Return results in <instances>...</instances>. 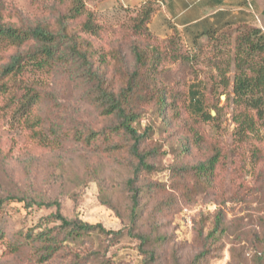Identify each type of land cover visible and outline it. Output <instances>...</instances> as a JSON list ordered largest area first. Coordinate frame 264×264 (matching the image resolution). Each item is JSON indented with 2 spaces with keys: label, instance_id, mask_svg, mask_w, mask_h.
Here are the masks:
<instances>
[{
  "label": "trees",
  "instance_id": "1",
  "mask_svg": "<svg viewBox=\"0 0 264 264\" xmlns=\"http://www.w3.org/2000/svg\"><path fill=\"white\" fill-rule=\"evenodd\" d=\"M133 7L136 8L130 26L107 41L101 24L84 0H54L50 13L33 24L10 20L0 0V120L19 128L30 145L45 151L61 149L67 142L77 143L123 164L128 171L125 184L132 229L145 213L146 204L158 195L161 198L156 206L161 207L165 202V206H171L178 203L174 196L188 197L212 188L214 183H223L218 175L225 164V157L217 146L206 152V141L195 122L196 118L212 119L203 107L199 85L190 86L188 102L181 106L180 94L160 82L158 68L167 59L168 52L149 28L158 3L145 1ZM169 35L172 59L179 56L188 59L183 54L176 56L179 50L175 48L178 46L175 40L182 34L171 29ZM216 35L234 38L230 61L234 70L231 101L236 112L232 120L234 140L240 146L249 139L259 138L264 124V32L237 25L190 34L194 43L199 38ZM122 45L133 57L131 68L126 66ZM62 73L79 82L84 101L101 119L100 125L60 127L56 118L60 105L52 90V80ZM223 82L226 88L224 78ZM214 107L218 112V107ZM181 109L195 118L193 123L186 124V119H181ZM147 112L157 115L167 127L178 122L183 128L181 134L184 133L179 141L181 153L189 156L197 151L201 157L192 163L180 162L173 166L168 185L149 179L157 171L152 161L159 155V147L150 139L151 129L140 124ZM262 140L249 146L255 164L264 155ZM8 202L23 203L25 199L13 195L0 198V214ZM43 204L27 201L23 206L31 212L32 206ZM53 204V213L40 217L26 230L11 234L13 239L6 243L8 232L3 226L4 217L0 218V245L13 254L29 250L36 263L45 264L65 251L92 242L93 238L112 234L99 223L66 218L60 212L59 203ZM258 226L263 232L252 233V238L259 248L256 256L262 263L264 223ZM224 232L220 213L206 235L207 245L187 264H206L210 246ZM138 236L141 244H148L150 239ZM144 251L148 260L156 261V249ZM74 262L78 264L77 259Z\"/></svg>",
  "mask_w": 264,
  "mask_h": 264
},
{
  "label": "rangeland",
  "instance_id": "2",
  "mask_svg": "<svg viewBox=\"0 0 264 264\" xmlns=\"http://www.w3.org/2000/svg\"><path fill=\"white\" fill-rule=\"evenodd\" d=\"M1 1L10 20L33 24L50 13L54 0ZM84 1L101 24L107 41L125 31L135 14L136 7L121 6L116 0ZM162 30L156 25L151 28L168 52L158 68L160 82L180 94L181 106L188 102L190 86L199 85L205 111H213L215 115L209 121L195 120L181 109V119H186V124L193 120L198 123L208 147L206 152L213 146L221 150L225 164L218 176L223 183H214L212 188L188 197L174 196L178 203L171 206H165L166 202L156 206L161 198L158 195L146 204L145 213L132 229L125 184L128 171L123 164L77 143L67 142L61 149L45 151L30 145L19 128L0 120V198L13 195L24 198L25 202L45 204L32 206L31 212L24 208L25 202L5 204L0 214L8 232L5 243L13 239L11 234L26 230L40 217L53 213V203L58 202L66 218L99 223L116 235L93 238L92 242L65 251L45 264H73L76 259L78 264H187L207 245L206 235L221 213L225 232L210 246L206 264H264V261L259 263L256 256L259 248L252 238V233L263 232L258 224L264 223V155L255 164L249 151V146L264 139V124L259 138L237 145L232 120L236 108L231 101L233 35L202 37L194 43L190 34L181 33L175 40L178 41L175 48L179 50L176 56L183 54L188 59L179 56L174 60L169 48L171 35L163 34ZM123 45L126 66L131 68L133 57ZM223 78L228 84L226 88ZM52 90L60 105L56 118L61 128L100 125L101 119L84 101L79 82L64 73L56 74ZM140 124L151 129L150 139L159 147V155L152 161L157 171L150 176L151 181L168 185L173 166L201 159L197 151L189 156L181 153L179 141L184 133L181 134L183 128L178 122L167 127L157 115L147 112ZM260 142L264 147V140ZM138 235L150 239L148 244H141ZM160 238L165 240L159 242ZM144 249L157 250L155 262L148 260ZM21 252L13 254L0 245V264H38L29 250Z\"/></svg>",
  "mask_w": 264,
  "mask_h": 264
},
{
  "label": "crops",
  "instance_id": "3",
  "mask_svg": "<svg viewBox=\"0 0 264 264\" xmlns=\"http://www.w3.org/2000/svg\"><path fill=\"white\" fill-rule=\"evenodd\" d=\"M133 7L145 1L158 3L149 28L163 34L171 29L192 34L225 26L248 25L264 32V0H116Z\"/></svg>",
  "mask_w": 264,
  "mask_h": 264
},
{
  "label": "water",
  "instance_id": "4",
  "mask_svg": "<svg viewBox=\"0 0 264 264\" xmlns=\"http://www.w3.org/2000/svg\"><path fill=\"white\" fill-rule=\"evenodd\" d=\"M220 99L223 100L224 96H220ZM210 115L213 117L215 115V113L213 111H210Z\"/></svg>",
  "mask_w": 264,
  "mask_h": 264
}]
</instances>
